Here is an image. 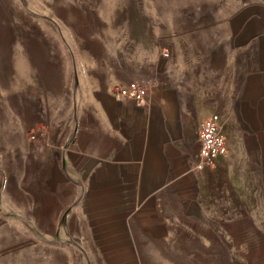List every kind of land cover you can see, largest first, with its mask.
I'll use <instances>...</instances> for the list:
<instances>
[{"label":"crops","instance_id":"obj_1","mask_svg":"<svg viewBox=\"0 0 264 264\" xmlns=\"http://www.w3.org/2000/svg\"><path fill=\"white\" fill-rule=\"evenodd\" d=\"M233 17L237 51L226 62L241 70L208 81L181 80L169 67L154 74L151 58L134 48L108 51L98 30L84 28V10L49 28L32 73H11L0 88V155L15 137L17 191L23 210L32 201L34 223L98 218L104 239L95 264H145L134 236H264V0ZM153 76L143 103L115 98V85ZM214 114L225 150L197 171L198 128Z\"/></svg>","mask_w":264,"mask_h":264},{"label":"rangeland","instance_id":"obj_2","mask_svg":"<svg viewBox=\"0 0 264 264\" xmlns=\"http://www.w3.org/2000/svg\"><path fill=\"white\" fill-rule=\"evenodd\" d=\"M248 1L0 0V88L11 73L31 74L34 63H39L40 43L50 39L49 28L57 26L60 17L82 10L84 28L98 30L108 51L127 56L134 48L137 57L151 58L154 74L161 66L190 82L208 81L214 72L236 77L242 65H227L226 58L237 51L230 46L238 28L233 15ZM144 80L152 85L156 81L154 76ZM6 126L0 121V133ZM24 136L31 141L28 132ZM9 141V154L0 155V264H84L85 259L95 264L104 239L97 236L99 219L94 217L85 226L34 223L32 201L21 208L17 190L23 161L17 157L16 138ZM29 174L26 184L32 189L34 177ZM42 196L38 192L37 197ZM84 232L89 236H82ZM134 238L145 264H160L166 258L170 264H264V236Z\"/></svg>","mask_w":264,"mask_h":264},{"label":"built area","instance_id":"obj_3","mask_svg":"<svg viewBox=\"0 0 264 264\" xmlns=\"http://www.w3.org/2000/svg\"><path fill=\"white\" fill-rule=\"evenodd\" d=\"M168 56L169 53L165 52L164 57ZM151 87V81L142 80L130 85H115L112 91L118 100L131 99L143 103ZM222 129L221 117L218 114L208 117L200 124L198 128L199 162L195 166L197 171L213 166L216 158L224 152L225 139ZM30 136L32 139L36 138V134L32 133Z\"/></svg>","mask_w":264,"mask_h":264}]
</instances>
